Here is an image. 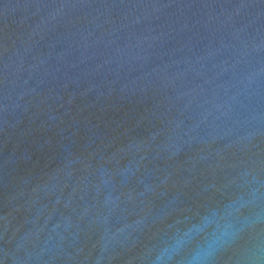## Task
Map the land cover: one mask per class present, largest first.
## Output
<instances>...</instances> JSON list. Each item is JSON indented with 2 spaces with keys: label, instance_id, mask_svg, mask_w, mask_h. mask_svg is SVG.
Here are the masks:
<instances>
[{
  "label": "water",
  "instance_id": "1",
  "mask_svg": "<svg viewBox=\"0 0 264 264\" xmlns=\"http://www.w3.org/2000/svg\"><path fill=\"white\" fill-rule=\"evenodd\" d=\"M0 264H264V0H0Z\"/></svg>",
  "mask_w": 264,
  "mask_h": 264
}]
</instances>
